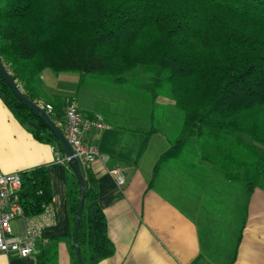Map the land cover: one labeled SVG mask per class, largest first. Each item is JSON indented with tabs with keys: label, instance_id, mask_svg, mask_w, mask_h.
<instances>
[{
	"label": "trees",
	"instance_id": "1",
	"mask_svg": "<svg viewBox=\"0 0 264 264\" xmlns=\"http://www.w3.org/2000/svg\"><path fill=\"white\" fill-rule=\"evenodd\" d=\"M0 61L33 101L45 69L116 83L140 73L149 99L161 94L183 113L179 134L155 169L170 161L193 177L215 166L249 189L264 187V0H0ZM0 98L35 138L61 151L1 75ZM59 116L64 121V111ZM67 166L78 186L70 203L73 224L80 187ZM20 175L24 213L37 214L51 201L47 168ZM84 181L77 239L83 263L97 264L114 248L86 168ZM69 252L71 264H78L73 242ZM53 257L45 248L37 264Z\"/></svg>",
	"mask_w": 264,
	"mask_h": 264
},
{
	"label": "crops",
	"instance_id": "2",
	"mask_svg": "<svg viewBox=\"0 0 264 264\" xmlns=\"http://www.w3.org/2000/svg\"><path fill=\"white\" fill-rule=\"evenodd\" d=\"M72 76L45 69L36 78V102L50 104L56 124L62 126L59 115L63 117L71 97L83 114L101 115L83 99L81 75ZM168 102L173 105L171 99ZM109 115V119L101 115L109 127L88 136L101 158L84 167L96 181L114 248L97 264H264L262 185L249 189L242 181L226 179L215 166L193 177L170 161L155 169L180 129L169 137L154 127L153 120L143 126L116 124L115 114L110 111ZM63 158L62 150L35 138L0 98V172L20 173L45 166L55 214L43 231L44 248L27 257L0 253V264H37L36 256L45 248L54 252L49 264H71L70 203L78 186ZM116 166L125 170L123 185H117L109 174ZM22 220L12 221L15 235L24 233Z\"/></svg>",
	"mask_w": 264,
	"mask_h": 264
},
{
	"label": "built area",
	"instance_id": "3",
	"mask_svg": "<svg viewBox=\"0 0 264 264\" xmlns=\"http://www.w3.org/2000/svg\"><path fill=\"white\" fill-rule=\"evenodd\" d=\"M39 105L48 114L52 112L50 104L39 103ZM62 127L65 138L73 148V157L83 168L101 158L96 146L88 139L92 131L109 127L100 114H83L75 98L71 97L64 106ZM62 160L67 162L65 157ZM109 174L117 185L124 184L126 174L122 167L109 169ZM22 191L20 173L0 172V253H16L21 257H27L46 246L47 239L43 236V231L52 224L55 214L51 204L48 203L42 206L39 213L26 215L22 205ZM18 218L24 221V233L21 235H15L11 226V222Z\"/></svg>",
	"mask_w": 264,
	"mask_h": 264
},
{
	"label": "rangeland",
	"instance_id": "4",
	"mask_svg": "<svg viewBox=\"0 0 264 264\" xmlns=\"http://www.w3.org/2000/svg\"><path fill=\"white\" fill-rule=\"evenodd\" d=\"M67 73L73 75L72 77L81 75L79 86L82 88L83 99L94 104L95 109L99 110L105 119H109L107 115L112 111L116 124L143 126L153 120L154 127L169 137L176 136L181 127L182 111L169 104L170 99L161 94L155 100L149 99V93L141 86L144 77L140 73L128 74L124 83H116L94 74L82 75L71 71ZM11 224L13 227V222Z\"/></svg>",
	"mask_w": 264,
	"mask_h": 264
},
{
	"label": "water",
	"instance_id": "5",
	"mask_svg": "<svg viewBox=\"0 0 264 264\" xmlns=\"http://www.w3.org/2000/svg\"><path fill=\"white\" fill-rule=\"evenodd\" d=\"M0 75L4 79L5 83L10 87L14 95L28 108L30 109L39 119H41L45 125L50 129L55 138L57 139L60 148L63 152L64 157L67 159L68 164L71 166L72 171L76 177V180L80 187V197L79 204L76 210V216L73 223L72 228V242L74 246V252L76 255V259L78 264H84L77 239V232L79 227V222L81 218V213L83 209V204L85 200V181H84V168L80 163L76 161L73 157V148L65 138L63 132L58 128L56 123L50 117V115L39 105L38 102L29 99L22 89L19 87V84L12 78L10 72L6 69L3 63L0 61ZM28 125L34 129L40 130L41 127L36 123L30 121Z\"/></svg>",
	"mask_w": 264,
	"mask_h": 264
}]
</instances>
